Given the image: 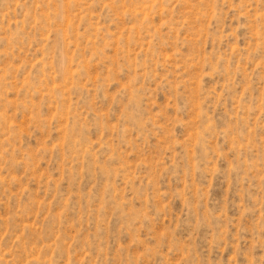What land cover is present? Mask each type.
<instances>
[{
	"label": "rangeland",
	"instance_id": "obj_1",
	"mask_svg": "<svg viewBox=\"0 0 264 264\" xmlns=\"http://www.w3.org/2000/svg\"><path fill=\"white\" fill-rule=\"evenodd\" d=\"M0 264H264V0H0Z\"/></svg>",
	"mask_w": 264,
	"mask_h": 264
}]
</instances>
